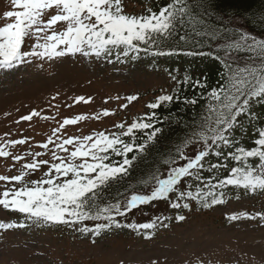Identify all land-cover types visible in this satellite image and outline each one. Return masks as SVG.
Here are the masks:
<instances>
[{"label":"snow or ice","instance_id":"6c2138e0","mask_svg":"<svg viewBox=\"0 0 264 264\" xmlns=\"http://www.w3.org/2000/svg\"><path fill=\"white\" fill-rule=\"evenodd\" d=\"M11 3L15 10L4 14L9 22L0 26L2 73L33 61L79 56L125 64L139 60L142 54L153 58L177 55L209 58L223 70L217 86L211 89L190 73L179 79L170 74L177 87L148 103L150 113L137 117L131 124L123 121L107 131L63 138L59 134L67 126L99 121L116 113L105 109L92 116L65 118L46 142L34 145L43 150L40 152L13 156L10 149L30 141L0 138L3 141L0 158L11 157L19 164L31 157L30 162L22 164L18 175H0L3 182L0 208L24 218L20 222H0V233L43 225L91 234L93 242L120 229L150 240L156 230L167 227L169 217L158 215L145 223L123 222L134 211L154 207L159 202H165L173 210L190 211L192 204L211 209L227 203L231 194H236L237 199V193L264 195V114L257 111L264 107V36L248 31L255 16L249 18L234 9L218 11L217 0H168L158 11L147 8L146 14L139 16L126 14L123 0H11ZM237 15L244 21L242 25L223 23V19ZM260 24L264 31V18ZM184 89L195 94L183 96ZM124 99L127 103L121 106V111L139 97ZM81 103L92 101L85 97L74 101L75 105ZM173 104L182 106L177 112L192 108L191 121H184L172 112L167 117L157 115V110L170 109ZM34 117L56 120L55 116L33 110L22 121L31 122ZM172 119L187 130L183 143L135 186L113 191L157 142L163 132L157 125ZM249 129L255 133L250 147L241 139ZM188 149L195 154H188ZM49 153L50 160L40 159ZM45 166L48 170L38 180L26 179ZM226 218L264 221V212H242ZM185 219L184 215L175 216L178 223ZM88 222L93 226H88Z\"/></svg>","mask_w":264,"mask_h":264},{"label":"rangeland","instance_id":"374dc122","mask_svg":"<svg viewBox=\"0 0 264 264\" xmlns=\"http://www.w3.org/2000/svg\"><path fill=\"white\" fill-rule=\"evenodd\" d=\"M123 7L126 14L138 16L147 4L144 0H123ZM12 10L15 9L11 0H0V26L9 22L4 14ZM184 73L181 60L154 59L143 54L139 60L125 64L77 56L50 62L33 61L11 72H0V138L30 141L10 149L15 156L43 151L34 145L46 142L65 118L92 116L105 109L116 113L99 121L67 126L59 134L63 138L107 131L123 121L131 124L149 113L148 103L177 87L170 74L179 79ZM133 95L139 99L121 111V106L127 103L124 97ZM78 97L92 103L75 105ZM33 110L55 116L56 120L34 117L31 122L22 121ZM186 151L195 154L191 149ZM50 155L40 159L50 160ZM30 161L31 157H27L17 164L11 157L0 158V175H18L22 164ZM47 170L46 166L42 167L26 179L38 180ZM242 212H264V195L242 194L239 199L231 195L227 203L208 211H197L192 206L190 211L173 210L165 202L134 211L123 222L145 223L158 215L169 217L165 222L167 227L156 230L150 240L120 229L105 233L93 242L91 234H81L68 227L29 225L0 233V264H264V221L226 218ZM177 215L186 219L178 223ZM23 219L20 214L0 208V222ZM88 226H93L92 222Z\"/></svg>","mask_w":264,"mask_h":264},{"label":"trees","instance_id":"16d2710c","mask_svg":"<svg viewBox=\"0 0 264 264\" xmlns=\"http://www.w3.org/2000/svg\"><path fill=\"white\" fill-rule=\"evenodd\" d=\"M146 1L147 7L140 14H146V9L151 8L153 11H158L160 6H163L168 2V0H144ZM216 8L218 11H225L227 9H234L237 13L245 14L249 18L255 16V20L252 23L251 27L248 28V31L254 32L258 36H264V31H261L260 21L264 18V2L262 0H217ZM139 16V15H138ZM223 23L226 25H237L238 23L243 24L244 21L240 18V15L232 18L231 16L227 19H223ZM210 50V49H204ZM185 58V73H190L194 78H199L204 80L208 88L217 86L219 81V74L221 73L222 66L209 58H191L183 55H177L174 57L168 58ZM206 78V79H205ZM183 89L184 86H181ZM183 96L191 97L195 93L191 90L184 89L181 93ZM180 104H173L170 109H159L157 110V115L162 117H167L169 112L175 113L176 116L182 117L184 121H191L193 109L187 108L184 112H177V109L181 108ZM151 111V110H150ZM149 111V113H150ZM199 111V108L196 109ZM257 111L261 114H264V107H260ZM163 129L162 134L158 137L157 142L151 146L147 153L133 166L130 171V175L123 181L121 184L116 185L113 189H119L123 191L126 186L133 185L135 186L138 180L150 172L153 168L159 166L160 161L166 158L171 153H174L175 149L183 143V139L186 133V129L181 126V123H177L175 119L170 120L168 123L157 125ZM137 135H142L137 133ZM236 135L239 137L240 132L238 131ZM255 136V133L249 129L245 136L241 137L242 142L246 146L252 145V139ZM139 142V141H138ZM131 159V155L129 156ZM207 175V174H205ZM227 175V173H224ZM240 194V193H237ZM233 195V194H231ZM230 195V196H231ZM192 207L198 211H206L209 209H200L195 204H192Z\"/></svg>","mask_w":264,"mask_h":264}]
</instances>
